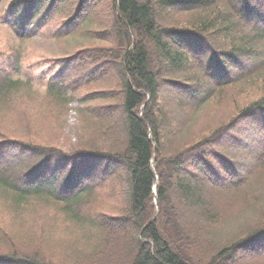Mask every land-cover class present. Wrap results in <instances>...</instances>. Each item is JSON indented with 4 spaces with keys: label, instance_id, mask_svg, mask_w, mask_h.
<instances>
[{
    "label": "trees",
    "instance_id": "1",
    "mask_svg": "<svg viewBox=\"0 0 264 264\" xmlns=\"http://www.w3.org/2000/svg\"><path fill=\"white\" fill-rule=\"evenodd\" d=\"M55 18L57 38L100 40L62 58L95 77L115 74L113 89L90 94L113 102L88 108L105 122L112 145L65 151L0 136V197L17 209L50 202L86 227L92 242L64 247L34 231L11 238L0 229V264H118L126 234L123 264L262 263L264 211L231 230L223 224L225 211L264 169V0H9L3 13L19 38ZM20 72L21 54L11 47L0 60V109L31 90ZM48 84L47 97L64 95V82L52 76ZM230 87L243 89L245 103L193 143L173 141L177 123L168 107L177 101L167 106L165 95L196 101L198 109ZM229 136L237 147L227 150L221 140ZM90 164L99 168L88 171ZM115 175L118 185L124 178L116 201L123 206L95 211L91 204Z\"/></svg>",
    "mask_w": 264,
    "mask_h": 264
},
{
    "label": "rangeland",
    "instance_id": "2",
    "mask_svg": "<svg viewBox=\"0 0 264 264\" xmlns=\"http://www.w3.org/2000/svg\"><path fill=\"white\" fill-rule=\"evenodd\" d=\"M8 1H0V60L9 48L18 49L21 54L19 75L29 78L32 88L29 92L23 91L18 98L0 109V136L30 138L41 144L57 145L65 151L89 145L106 149L114 137L112 133L105 131V122L102 124L95 116L88 114V108L102 107L113 102L112 98L94 97L90 94L92 91L113 89L116 85L115 74L110 71L102 74L103 76L95 77L97 75L89 69L85 71L80 69L79 63H75L73 68L67 66V62L62 58L83 47L93 44L100 45V40L79 35L57 38L54 34V29L59 22L57 18L49 21L48 26H43L32 36L16 37L13 29L3 19ZM91 27L96 28L94 25ZM52 76L64 82L65 90L64 95L58 98L54 96L58 93H55L53 99L46 96L49 90L48 79ZM91 76L95 79L93 80ZM84 78L88 80L83 81ZM86 82L90 85L86 86ZM242 90L240 87H230L223 92L220 91L206 104L197 105L198 109L193 107L197 104L196 101H186L176 95H165L167 106L174 101L178 102L168 107L172 113L169 115L170 121L175 119L177 123L172 124L173 141L175 143L190 142L191 144L198 140L204 132L218 126L232 115L238 105L245 103L246 99L243 97L247 94ZM253 93H256V90ZM99 109L94 110L92 114L98 112ZM178 112L180 115H177ZM119 125L120 120H117L116 130L118 132L121 131ZM245 125L238 129L240 134L250 127L248 123ZM231 136L221 140L227 150L232 148V145L237 147L234 139L230 138ZM122 140L123 138L120 137L119 141ZM85 168L88 171H95L99 167L90 164ZM113 178L109 180L111 183L100 188L96 200L91 204L95 211L111 213L116 211L118 205L123 206V202L116 203V201L122 197L119 192L123 187L124 178L119 179L120 185L116 183L118 175ZM241 194V197L232 202L233 206L229 213L225 211L224 231L244 223L247 218L248 222L252 223L261 217L260 212L264 211V169L254 174L241 190ZM259 198L261 201H257ZM0 229L11 238L25 237L21 234L34 231L43 236L45 240H55L58 246L64 247L66 243L82 247L85 242L89 245L92 242L85 232L86 227L81 228L68 220L50 202H29L17 209L10 200L0 197ZM113 240L116 243L118 236L115 235ZM127 241V234L119 240L118 264H123L126 258ZM259 244L264 249V241ZM259 244L254 249H257ZM60 248L62 247L58 249L61 250ZM254 257V254H247L246 258L252 260L251 258ZM258 264H264V261Z\"/></svg>",
    "mask_w": 264,
    "mask_h": 264
}]
</instances>
